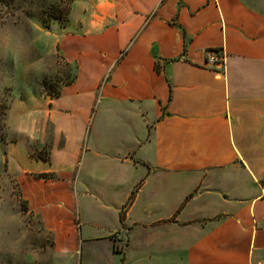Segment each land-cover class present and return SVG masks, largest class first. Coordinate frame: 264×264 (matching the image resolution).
I'll return each instance as SVG.
<instances>
[{"label":"crops","instance_id":"crops-1","mask_svg":"<svg viewBox=\"0 0 264 264\" xmlns=\"http://www.w3.org/2000/svg\"><path fill=\"white\" fill-rule=\"evenodd\" d=\"M50 33L75 79L55 99L13 91L6 123L37 149L52 130L47 162L8 159L54 177L23 187L55 247L74 264H264V0H73Z\"/></svg>","mask_w":264,"mask_h":264},{"label":"rangeland","instance_id":"rangeland-1","mask_svg":"<svg viewBox=\"0 0 264 264\" xmlns=\"http://www.w3.org/2000/svg\"><path fill=\"white\" fill-rule=\"evenodd\" d=\"M71 1L14 0L12 3L14 11L11 12L13 16H8L4 22H0V27L5 24L12 27L13 32L22 41L26 49L18 65L15 63L12 65L7 64L5 59L3 60V57L8 55L4 47V37L7 33H0V55H3L0 63V85L5 84L7 86L10 84L11 86L0 89V137L5 136L4 140L0 139V190H2L5 197V211L23 213L25 223L30 231L28 241L25 242L24 251L18 255L0 250V264H74L78 260L77 257L74 260L73 255L70 260L62 257L60 261H56L51 258V249L55 248V243L53 234L43 227V199L40 198V195L33 198L24 192L23 184L25 182L33 187L38 186L36 184L38 182L41 186L40 189H43V182L47 183L50 179L54 180V177L49 174L51 176L49 178L47 174V178L43 179L39 177L40 175L37 174L38 169L34 167L19 171L13 167V164L9 165L8 152L11 148L14 150V147L17 167L19 165L24 166L27 163L26 150H28V159L32 160L33 155L47 157L52 134L50 125H46L47 141L44 148L37 149L36 146H33L37 145V142H32V137L22 134L21 130H17L15 127H9L6 123L7 113L6 116H3L5 104L10 105L13 99V91L14 94L19 93L18 99L20 100H25L28 96H32V100L40 99L41 96L44 98L42 88L44 79L47 83L59 87L74 76L75 69L73 66L67 65L49 52L52 48L51 29L56 24L61 25L65 22L67 18L65 11L69 9ZM32 61H41L44 70L25 72V68ZM10 123L13 126L17 125L14 114L9 119ZM108 124L119 126L118 115L110 114L108 116L103 111L101 113L96 111L91 126H109ZM41 129L43 131V128ZM38 137H36V141ZM38 161L39 159L35 158V162ZM33 173L35 174L33 175ZM28 197L31 198V201ZM80 202L82 214H85L86 208H88L86 199H81ZM37 205L42 208L37 207ZM63 210L67 212L66 208ZM28 245L33 249H39L41 257L47 255L48 258L38 259L36 253L27 248Z\"/></svg>","mask_w":264,"mask_h":264},{"label":"clouds","instance_id":"clouds-1","mask_svg":"<svg viewBox=\"0 0 264 264\" xmlns=\"http://www.w3.org/2000/svg\"><path fill=\"white\" fill-rule=\"evenodd\" d=\"M78 2L79 0H77V3ZM0 33H7L4 37V47L13 62L18 65L26 50L24 44L17 38L12 27L8 24L0 27ZM30 70H35L37 72L43 71L44 68L41 61L30 62L25 68V72ZM9 127H15L17 130H24L19 125L13 126L11 123L9 124ZM29 235L30 231L25 223L23 213L19 211L15 213L5 211V197L2 190H0V250L13 255H18L20 252L24 251L25 242L28 241ZM27 248L32 252H35L37 258L40 260L48 258L47 255L41 257L39 249H33L30 245H28ZM50 255L51 258L56 261H60L62 257L67 260L72 258V252L66 246H59L51 249Z\"/></svg>","mask_w":264,"mask_h":264},{"label":"trees","instance_id":"trees-1","mask_svg":"<svg viewBox=\"0 0 264 264\" xmlns=\"http://www.w3.org/2000/svg\"><path fill=\"white\" fill-rule=\"evenodd\" d=\"M14 0H0V22H4L6 17L8 16H13V11H14V7L12 5ZM73 1V0H72ZM71 1V2H72ZM12 12V13H11ZM68 12H69V9L67 11H65V16L68 15ZM66 21V20H65ZM68 65V64H67ZM75 69V68H74ZM155 70L157 72H160V68L158 66L155 67ZM75 79V74L74 76H72L70 78V80L68 82H66L65 84H62L60 85L59 87H56L52 84H49L47 83V81L44 79L42 81V88H43V95L49 99H55V98H58L60 97L61 95V89L64 87V86H67L69 85L70 83H72V81ZM9 110V104H5V107H4V113H3V116L5 115L6 116V113L7 111ZM5 127V126H3ZM1 140H4L5 139V136L2 135L0 137ZM37 159H40L44 162H47L48 159L47 157H41L39 155H36L35 156ZM49 175V174H48ZM40 178H43V179H46L47 178V174H43V175H40L39 176ZM49 178H51V176L49 175ZM134 196V192L133 194L131 195V198ZM129 205V202L123 207V210L121 211L120 213V220L122 221V218L124 216V208H126L127 206Z\"/></svg>","mask_w":264,"mask_h":264},{"label":"built area","instance_id":"built-area-1","mask_svg":"<svg viewBox=\"0 0 264 264\" xmlns=\"http://www.w3.org/2000/svg\"><path fill=\"white\" fill-rule=\"evenodd\" d=\"M212 64L213 66H219L223 64V56H218V52L211 50L207 52V64Z\"/></svg>","mask_w":264,"mask_h":264}]
</instances>
